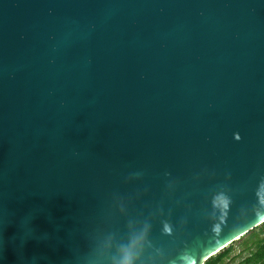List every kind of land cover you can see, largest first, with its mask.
<instances>
[{
	"label": "water",
	"instance_id": "obj_1",
	"mask_svg": "<svg viewBox=\"0 0 264 264\" xmlns=\"http://www.w3.org/2000/svg\"><path fill=\"white\" fill-rule=\"evenodd\" d=\"M262 219L264 0H0V264H203Z\"/></svg>",
	"mask_w": 264,
	"mask_h": 264
},
{
	"label": "clouds",
	"instance_id": "obj_2",
	"mask_svg": "<svg viewBox=\"0 0 264 264\" xmlns=\"http://www.w3.org/2000/svg\"><path fill=\"white\" fill-rule=\"evenodd\" d=\"M237 139H239V137H237ZM228 203L229 202L227 200H221L217 207L221 210L226 209L228 207ZM240 227H242L241 224L236 225L233 230L235 231ZM221 231L220 226H216L214 228L216 236H221ZM249 236L253 237L251 247L249 249V256H254L258 249L264 252V219L260 220L259 223L251 229H248L247 232L241 231L239 235L233 236L232 241L227 247H231L233 242L239 243L241 240L246 239ZM123 264H131V260L127 255L125 256ZM188 264H195V261L189 260ZM203 264H206V262H203ZM253 264H264V254L260 255L259 259H254Z\"/></svg>",
	"mask_w": 264,
	"mask_h": 264
},
{
	"label": "trees",
	"instance_id": "obj_3",
	"mask_svg": "<svg viewBox=\"0 0 264 264\" xmlns=\"http://www.w3.org/2000/svg\"><path fill=\"white\" fill-rule=\"evenodd\" d=\"M252 240L253 237L249 236L239 243L234 242L231 247L225 248L209 259L206 264H247V262L252 259V257L249 256ZM256 259H259V256H257Z\"/></svg>",
	"mask_w": 264,
	"mask_h": 264
},
{
	"label": "snow or ice",
	"instance_id": "obj_4",
	"mask_svg": "<svg viewBox=\"0 0 264 264\" xmlns=\"http://www.w3.org/2000/svg\"><path fill=\"white\" fill-rule=\"evenodd\" d=\"M231 241H232V238L226 240V241L224 242V247H227ZM219 251H220L219 248L214 249V250H212L211 255L214 256V255H216ZM262 254H264V252H262L261 250L258 249V250L256 251V253L254 254V256H252V259H251L250 261L247 262V264H253V260L256 259L257 256L260 257V255H262ZM206 260H207V257L205 258V262H206Z\"/></svg>",
	"mask_w": 264,
	"mask_h": 264
},
{
	"label": "bare ground",
	"instance_id": "obj_5",
	"mask_svg": "<svg viewBox=\"0 0 264 264\" xmlns=\"http://www.w3.org/2000/svg\"><path fill=\"white\" fill-rule=\"evenodd\" d=\"M226 248V247H225ZM221 252V251H220ZM207 259H209V258H207ZM204 261H205V259H204Z\"/></svg>",
	"mask_w": 264,
	"mask_h": 264
}]
</instances>
